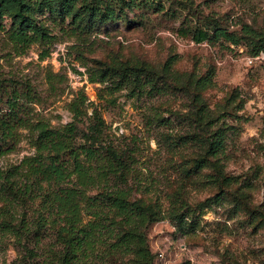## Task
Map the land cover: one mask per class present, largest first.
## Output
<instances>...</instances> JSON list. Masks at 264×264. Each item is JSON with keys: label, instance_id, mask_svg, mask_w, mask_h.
<instances>
[{"label": "rangeland", "instance_id": "374dc122", "mask_svg": "<svg viewBox=\"0 0 264 264\" xmlns=\"http://www.w3.org/2000/svg\"><path fill=\"white\" fill-rule=\"evenodd\" d=\"M17 9L0 6V111L11 90L26 92L22 115L31 124L57 130L74 121L75 144L87 146L83 133L96 123L102 145L124 164L121 181L101 176L109 159L102 147L91 161L92 201L81 202L80 226L91 232L85 260L130 264L132 254L117 245L129 225L109 202L123 190L127 214L135 206L146 214L141 224L130 213V225L144 234L154 264H264V0H166L161 11L130 5L106 23L78 5L69 13L32 7L28 21L49 37L20 55L6 34L18 25ZM215 28L238 43L193 39L196 29L212 36ZM217 130L222 148L197 168ZM18 132L13 145L0 141V170L14 190L30 191L0 192V264H60L64 221L44 195L65 187L77 196L82 187L68 176V155L61 175L48 149L37 150L38 131Z\"/></svg>", "mask_w": 264, "mask_h": 264}, {"label": "trees", "instance_id": "16d2710c", "mask_svg": "<svg viewBox=\"0 0 264 264\" xmlns=\"http://www.w3.org/2000/svg\"><path fill=\"white\" fill-rule=\"evenodd\" d=\"M166 0H0V6L5 3H14L18 9L13 16L18 18V25L16 28H10L6 31L9 41L12 43L13 50L20 55L26 51L31 45L49 37L47 32L42 27L32 26L28 21L26 13L30 12L32 7H37L40 11L43 9L53 10L54 4H57L63 11L69 13L74 6L78 5L77 11L86 15L87 18L106 23L113 19L119 10L133 6H143L145 8H153L154 11H161L165 9ZM76 16H74L75 19ZM230 41L234 44L238 43V38L235 34L230 33L222 28H215L212 36H209L205 30L196 29L193 39L197 42L206 39H218ZM102 77V76H101ZM28 93V92H27ZM24 94L14 89L7 95L3 108L0 111V141L5 145L10 142L12 145L17 141L21 128H33L38 131L35 145L38 151L47 150V158L51 163L56 165L57 170H66L63 165L64 160H61L62 155H68L73 160V171L68 173L76 174V178L82 187V190L75 193L73 188L61 187L56 193L52 195H44V202L49 203L55 208L56 213L61 216L64 225L60 227L61 232L58 234L60 242L63 246L62 255L60 256V264H91L85 260V250L90 246L88 238L91 232L82 229V206L81 202L89 203L92 198L85 196V190L92 185L94 175L92 173L91 161L95 159L97 149L102 147L109 156L107 169L101 176L105 177L106 172L117 175L121 181L124 180V164L120 155L112 148L102 145L101 131L97 124L90 126L89 132L83 133L84 138L88 141V145L77 146L75 138L77 136V126L74 121L67 123L62 128L53 130L48 128L44 122H37L31 124L27 118L24 117V110L27 109L28 102L31 98L26 94L25 102H20ZM70 109L73 112L74 118L80 115V110L75 104V99L70 102ZM224 141V132L217 130L207 141V149L204 157L197 159L196 167L201 168L204 165L205 157L209 155H216L218 150L222 148ZM9 146V151L13 146ZM76 146V148H74ZM85 163H88L87 165ZM35 171L33 170L34 173ZM9 175V174H8ZM8 175L0 170V192L10 190L11 193L24 196L30 191V186L24 185L22 189H13V182H9ZM22 191V192H21ZM110 205L123 215V220L129 225L125 232L118 238L117 245H122L127 252L131 253L132 258L130 264H154L153 255L146 244V238L143 233L139 232L136 227L131 226L130 213H134L138 217L141 224L145 223L146 214L140 206L131 208V212L127 214V208L130 204L126 199V193L123 190H116L109 194ZM137 202V200L133 201ZM137 209L141 211L137 213ZM121 220V221H123ZM82 227H81V226ZM92 226V224H90ZM92 229V228H91Z\"/></svg>", "mask_w": 264, "mask_h": 264}]
</instances>
